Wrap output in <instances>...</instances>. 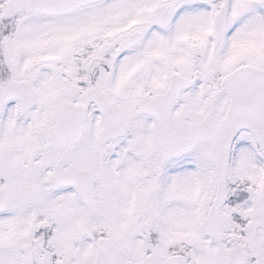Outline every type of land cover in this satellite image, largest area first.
<instances>
[{
	"label": "snow or ice",
	"instance_id": "1",
	"mask_svg": "<svg viewBox=\"0 0 264 264\" xmlns=\"http://www.w3.org/2000/svg\"><path fill=\"white\" fill-rule=\"evenodd\" d=\"M0 264H264V0H0Z\"/></svg>",
	"mask_w": 264,
	"mask_h": 264
}]
</instances>
